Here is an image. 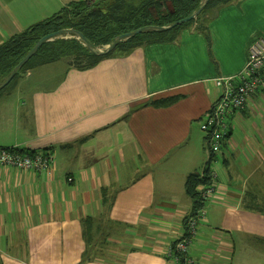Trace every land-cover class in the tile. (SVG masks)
<instances>
[{
  "label": "crops",
  "instance_id": "obj_1",
  "mask_svg": "<svg viewBox=\"0 0 264 264\" xmlns=\"http://www.w3.org/2000/svg\"><path fill=\"white\" fill-rule=\"evenodd\" d=\"M80 1L102 0H0V44ZM257 37L264 0H240L219 8L206 34L192 25L172 43L89 69L68 61L54 73L55 62L21 75L0 95V149L47 151L55 163L51 172L0 168V264H79L89 216L112 255H124L120 264H170L192 210L186 178L207 162L201 124L219 98L214 79L239 74ZM169 97L181 99L151 105ZM226 123L211 163L216 191L189 255L197 264H258L263 246L256 255L249 243L264 244V214L242 202L249 191L264 201V90ZM103 200L113 202L106 219Z\"/></svg>",
  "mask_w": 264,
  "mask_h": 264
},
{
  "label": "trees",
  "instance_id": "obj_2",
  "mask_svg": "<svg viewBox=\"0 0 264 264\" xmlns=\"http://www.w3.org/2000/svg\"><path fill=\"white\" fill-rule=\"evenodd\" d=\"M239 1L102 0L98 2L80 1L69 4L60 12L34 24L0 44V85L6 81L13 69L42 38L61 30L70 29L81 33L95 46L97 51H91L75 34H71V38L61 37L46 42L19 70L12 82L0 91V95L7 92L21 75L36 67L52 64L62 59H68L71 67L84 70L95 67L106 59L126 57L139 47L157 43H172L177 40L182 29L192 25H196L199 32L206 34L208 24L215 12L219 8ZM204 5V10L195 20L180 24L167 31L157 30L172 26L176 22L191 17ZM141 29H144V32L121 41L111 53L99 54L100 49L111 46L119 36L134 33ZM180 99L181 97L162 98L153 101L151 105L156 108H165L175 104ZM83 141L85 140L80 142ZM214 158L215 156L212 157V159ZM211 163L207 159L202 171L203 174L195 172L186 178L185 190L192 200V210L185 219V237L188 235L187 224L189 220L194 218L199 210L205 208L208 202H204L201 196L204 188L214 185V180L211 177ZM104 192L106 193L107 189ZM260 202L254 200V196L250 195L249 191L242 202V208L246 211L264 214V201ZM112 203L110 200H103L105 211L102 213V217L105 216L106 218ZM81 224L86 248L79 264L96 261L120 264L124 261V255L120 257L112 255L113 248L109 246L107 239L100 240L96 237L97 234L102 235V232H105L99 226L96 217H85L81 220Z\"/></svg>",
  "mask_w": 264,
  "mask_h": 264
},
{
  "label": "built area",
  "instance_id": "obj_3",
  "mask_svg": "<svg viewBox=\"0 0 264 264\" xmlns=\"http://www.w3.org/2000/svg\"><path fill=\"white\" fill-rule=\"evenodd\" d=\"M215 86L219 89L218 100L213 105L210 113L204 117L201 130L205 133V151L208 161L218 155L222 150V143L227 134L226 119L236 111L244 110L249 100L264 90V38H253L248 61L243 70L232 77H219L214 79ZM55 157L47 151H38L33 154L19 148L0 149V168L11 167L21 171L51 172ZM203 174V173H202ZM211 177L216 179V173L211 168ZM72 182V179H69ZM204 202L209 201L215 191V185L206 186L203 190ZM206 217L205 208L189 220L188 235L174 242L167 253L170 264H197L190 257L189 249L193 238L197 234L199 222Z\"/></svg>",
  "mask_w": 264,
  "mask_h": 264
},
{
  "label": "water",
  "instance_id": "obj_4",
  "mask_svg": "<svg viewBox=\"0 0 264 264\" xmlns=\"http://www.w3.org/2000/svg\"><path fill=\"white\" fill-rule=\"evenodd\" d=\"M208 1V0H207ZM205 8V5L203 7H201L195 14H193L191 17L187 18V19H184L182 21H179V22H176L174 23L172 26H169V27H166V28H159L157 30H161V31H167V30H170V29H173L175 27H177L178 25L180 24H186L192 20H195L200 14L201 12L204 10ZM142 32H144V29H141V30H138L134 33H130V34H127V35H122V36H119L111 46H107L104 50H99V54H108V53H111L117 46L118 44L125 40V39H128L132 36H136V35H139L141 34ZM71 34H75L76 36L79 37V39H81L85 44L86 46H88V48L95 52L97 51L95 46L89 42L81 33L77 32V31H74V30H61L59 32H56V33H53L49 36H46L44 38H42L33 48L32 50L23 58V60H21V62L13 69V71L11 72V74L9 75V77L6 79V81L0 85V91L3 90L7 85H9L12 80L16 77V75L18 74L19 70L25 65L27 64V62L39 51V49L46 43V42H50V41H53L57 38H61L65 35H71Z\"/></svg>",
  "mask_w": 264,
  "mask_h": 264
},
{
  "label": "rangeland",
  "instance_id": "obj_5",
  "mask_svg": "<svg viewBox=\"0 0 264 264\" xmlns=\"http://www.w3.org/2000/svg\"><path fill=\"white\" fill-rule=\"evenodd\" d=\"M64 38H71L70 37V35H65V36H63ZM105 48H103V49H100V50H104ZM69 60L68 59H62V60H60V61H58V63H56V65H53V66H55L54 67V73H57V71L59 70V69H61V68H65L66 67V65H65V63L66 62H68ZM49 70H51V69H49ZM204 133V132H203ZM205 134V133H204ZM157 182H158V180H157ZM104 215V214H103ZM105 217V216H104ZM106 219V218H105ZM107 226H109V225H107ZM112 229H114L113 227H112ZM187 229H188V227H187ZM260 239L258 238H253L252 239V242H250L249 243V248H253L255 251H256V249L257 248H259V247H261V246H263V250H264V244L260 241ZM256 255H258V253H257V251H256ZM257 263L258 264H264V256H261L260 255V257H259V260L257 261Z\"/></svg>",
  "mask_w": 264,
  "mask_h": 264
}]
</instances>
